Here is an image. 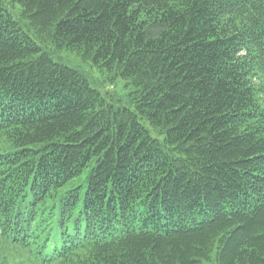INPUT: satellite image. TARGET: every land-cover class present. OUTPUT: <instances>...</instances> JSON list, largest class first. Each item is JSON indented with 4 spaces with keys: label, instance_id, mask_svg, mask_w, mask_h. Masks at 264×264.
<instances>
[{
    "label": "trees",
    "instance_id": "trees-1",
    "mask_svg": "<svg viewBox=\"0 0 264 264\" xmlns=\"http://www.w3.org/2000/svg\"><path fill=\"white\" fill-rule=\"evenodd\" d=\"M212 252L264 264V0H0V264Z\"/></svg>",
    "mask_w": 264,
    "mask_h": 264
},
{
    "label": "rangeland",
    "instance_id": "rangeland-1",
    "mask_svg": "<svg viewBox=\"0 0 264 264\" xmlns=\"http://www.w3.org/2000/svg\"><path fill=\"white\" fill-rule=\"evenodd\" d=\"M18 9V8H16ZM13 13V12H12ZM16 19H19L17 13H13ZM25 24L23 21H21ZM46 36L42 37V49L49 54L53 61L66 65L77 70L87 80L90 87L95 89L103 101L114 108L126 106L133 109V106L128 103V93L131 91V86L119 77L111 76V73L96 68L89 60L80 58L73 52L67 50H58L47 42ZM129 104V105H128ZM15 258L16 256L13 255ZM202 264H216L214 260V253L208 260Z\"/></svg>",
    "mask_w": 264,
    "mask_h": 264
}]
</instances>
